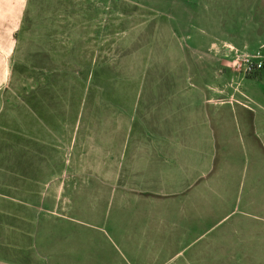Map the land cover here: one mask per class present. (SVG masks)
<instances>
[{
    "label": "crops",
    "instance_id": "0c3cea01",
    "mask_svg": "<svg viewBox=\"0 0 264 264\" xmlns=\"http://www.w3.org/2000/svg\"><path fill=\"white\" fill-rule=\"evenodd\" d=\"M210 2L217 15L220 2ZM38 9L27 0H0V264H90L93 254L99 260L85 237L88 225L58 211V203L70 200L75 190V176L63 169L68 161L74 170L93 168L103 184H116L121 196L165 199L168 209L175 207L184 232L201 227L203 216L213 223L209 229L237 216L224 231L261 250L253 257L264 260V177L258 151L264 152V115L249 112L236 98L246 97L232 86L236 71L228 63L233 51H258L262 57L264 37L248 51L245 41L212 32L223 28L220 18L212 16L215 26L202 11L197 20L205 19L202 24L209 30L199 26L197 34L185 37L184 48L179 37L159 35L163 48L152 51L143 105L129 110L118 104L112 116L116 104L108 105L96 93L106 85L101 81L106 61L93 79L95 61L71 62L52 32H36L35 45L27 50L24 25L28 18L39 25ZM194 55L211 62H191ZM130 68L125 67V82L115 86L127 88ZM59 89L66 90L61 98ZM236 106L251 113L249 121L238 116L249 169L240 180L232 138ZM62 153L67 161H61ZM54 162L60 164L52 168ZM46 167L55 171L44 180ZM84 195L83 187L78 197Z\"/></svg>",
    "mask_w": 264,
    "mask_h": 264
},
{
    "label": "rangeland",
    "instance_id": "374dc122",
    "mask_svg": "<svg viewBox=\"0 0 264 264\" xmlns=\"http://www.w3.org/2000/svg\"><path fill=\"white\" fill-rule=\"evenodd\" d=\"M210 1L212 0H27L29 5H40V9L37 14L39 25H35V22L30 24V18L24 25L28 38L26 48L30 50L35 45L36 32L40 31L43 35L52 32L59 36L60 49L68 52L64 55H70L71 62L78 65V61L82 60L95 61L93 79H97L98 74L95 73L98 65L106 61L107 72L101 74V81L106 85L100 91L96 90V93L108 105L116 104L118 110L115 111L113 107L111 114L115 116L120 109L118 104H125L129 110L133 105L138 109L143 105L141 92L149 79L148 70L153 63L152 51L163 48L159 47L160 43L162 45L159 35L179 37L184 48L185 37L197 34L199 26L209 30L202 24L205 19L197 20L202 11L209 13L207 19H213L212 16L220 18V26L223 28L217 26V30L212 31L218 36L226 38L224 33L233 35L236 42L239 40L242 44L245 41L248 51L259 45L257 41L264 37V0H217L220 2L217 15L214 14L216 8ZM30 8L36 11V8ZM263 48L260 52L264 60ZM130 55L131 58H125ZM197 58L194 55L191 62L198 59L199 63L211 62L206 60L205 55ZM231 59L235 60L234 57ZM125 67H131L134 78L131 76L126 81L130 82L127 88L121 89V86L115 84H121L125 80ZM235 73L232 86L246 97L242 98L237 94L236 98L249 107V112L264 115V65L260 70L249 74L243 73L241 69ZM79 75L83 78L86 74ZM65 76V73L59 75L60 79ZM89 90L95 92L93 88ZM65 91L57 90L58 97H63ZM235 109L232 138L237 161L236 178L240 180L247 176L249 169L247 171V164L242 157L244 137L239 133L238 116L242 114L249 121L251 113L237 106ZM251 140L258 146L257 138L252 137ZM258 151L263 159L259 166L260 176L264 177V152L261 149ZM59 156L62 162L68 160L66 157L62 159L63 153ZM68 162L63 169L65 173L75 176L71 179L75 190L69 195L70 200L58 203V211L65 210V215L80 219L88 225L85 229L87 243L91 245L92 254H99L97 262L96 254H93L94 259L90 264H211L210 260L214 257L219 259L218 264H264L263 258L253 257L259 249L246 246L239 236L224 231L237 216L223 220L218 228L213 229H209L213 224L210 218L203 216L201 227L184 232L175 207L168 209L165 199L133 194L121 196L118 186L103 184L93 168L89 171L74 170L70 161ZM59 164L54 162L52 168ZM53 171L55 170L46 167L43 179L46 180ZM83 187L85 195L81 199L78 194ZM69 210L73 212L68 213ZM82 210L85 214L88 213V218L79 216L83 215L79 212ZM241 220L249 225L260 224L250 219ZM215 238L217 241L213 242Z\"/></svg>",
    "mask_w": 264,
    "mask_h": 264
},
{
    "label": "built area",
    "instance_id": "2783aa9c",
    "mask_svg": "<svg viewBox=\"0 0 264 264\" xmlns=\"http://www.w3.org/2000/svg\"><path fill=\"white\" fill-rule=\"evenodd\" d=\"M232 49L228 48V51H231ZM233 56L229 57L228 63L230 64V67L233 68L235 71L242 70L243 73L249 74L254 71H258L263 67V57L259 55L258 51H255L252 54H246L244 52H236L233 51ZM234 57L235 60H230V58ZM258 60L254 62L253 60ZM262 59V60H261ZM252 60V61H251Z\"/></svg>",
    "mask_w": 264,
    "mask_h": 264
}]
</instances>
